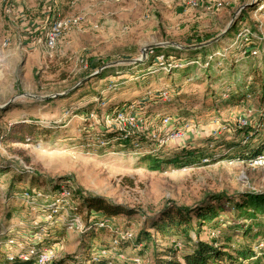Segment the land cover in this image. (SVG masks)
<instances>
[{
  "label": "rangeland",
  "instance_id": "374dc122",
  "mask_svg": "<svg viewBox=\"0 0 264 264\" xmlns=\"http://www.w3.org/2000/svg\"><path fill=\"white\" fill-rule=\"evenodd\" d=\"M11 2L14 15H19L15 22L0 9V105L6 109L0 116V133L4 134L10 124L20 121L32 122L35 126L31 133L24 134L23 140L0 135V164L4 168L0 172V239L5 241L9 256L16 255L18 249L6 245L8 238L30 235L28 232H32L35 222H42L38 228L42 243L54 245L58 257L79 251L84 223L81 215L72 213V196L69 208L66 205L60 210L65 217L76 215L78 226L63 219L46 222V213L40 207L41 203L51 201L43 198L36 204H28L20 197L24 189H36L49 197L57 193L60 185H65L72 191L81 188L134 208L136 213L119 214L107 222L115 233L113 245L120 239L129 242L105 249L109 251L107 256L127 258L131 262L138 258L137 264H155L157 253L175 248L176 242L178 245L179 240H184L181 233L160 235L149 228L164 207L216 204L211 196L217 193L233 196L264 191V165H249L238 157L239 149L234 147L237 141L252 145L264 143V109L256 96H246L239 104L228 99L235 86L231 79H241L250 64L259 73L264 71V0H197L195 6L190 0ZM71 15L79 16L80 24L65 32L53 49H48L44 42L45 30L55 18ZM232 19L233 25L239 22L235 35L242 27L250 28L256 55L244 52L240 45H232L235 35L224 37L218 48L215 45L214 52L205 54V59L201 54L202 59L192 60L197 66L188 70L187 80L178 72L171 74L168 64L172 62L164 55L162 62L144 61L153 47H176L170 42L198 44L220 36L210 43L214 44L228 33ZM23 39L27 45L18 43ZM144 48L145 58L132 61L142 58ZM120 66L122 72L128 70L126 77L113 74L103 80L94 78L98 70ZM121 78L126 79L118 91L115 80ZM111 82L113 89L108 88ZM161 89L168 90L169 100L143 99L148 91ZM73 91L71 96H66ZM121 92L125 93L121 94V101H146V115H171L174 127H187L185 139L159 146L155 140L144 137L145 143L132 148L120 143L117 135L102 136L109 128L100 118L104 111H111L108 106L115 99L114 94ZM46 99L50 101L45 102ZM102 100L105 105L100 104ZM89 112L96 114L98 121L87 115ZM245 114L248 125L238 127V118ZM249 128H256L258 132L252 134ZM154 148L155 155L167 161L163 169L150 170L143 157ZM183 148H202L205 155L191 164L168 162L174 156L180 158ZM63 178L69 182H59ZM13 179L21 184L14 188V197L9 199ZM55 182L58 187L53 189ZM224 208L218 217L226 221L224 228L220 226L222 232L216 236V232L204 225L198 230V236L233 257L236 253L232 249L250 245L254 257L235 264H264V216L253 219L252 227H244L252 228V234L246 230L242 235V230L236 232L234 224L227 221L241 224L246 219L248 224L250 219L241 215L232 203L225 204ZM191 222L195 224L196 217H191ZM46 227H51L48 240H44ZM145 227L154 234L155 243L134 240L135 233ZM7 231L10 232L6 237ZM128 232L133 236L126 237ZM104 238L110 240V234L106 233ZM185 249L184 246L177 251V260Z\"/></svg>",
  "mask_w": 264,
  "mask_h": 264
},
{
  "label": "trees",
  "instance_id": "16d2710c",
  "mask_svg": "<svg viewBox=\"0 0 264 264\" xmlns=\"http://www.w3.org/2000/svg\"><path fill=\"white\" fill-rule=\"evenodd\" d=\"M242 16H245V12L242 11ZM242 19V18H241ZM239 22L235 25L231 26L228 33L223 36L218 42L214 44H207L202 47H194V48H179L173 46H159L153 47L150 50V55L144 60L148 63H155L157 61V56L164 55L166 58H169L172 63L168 64L171 65L170 69L171 74L176 73L183 79H189L188 70L192 68L194 65V61L196 59H205V54L207 52H214V48L218 44L222 42L223 39L229 36L235 35L237 31V26ZM225 37V38H224ZM197 42H184L180 45L182 46H191L196 45ZM199 44V43H198ZM203 54L204 56L200 58V55ZM197 62H195L196 64ZM177 64V66L173 67L172 65ZM199 66V65H198ZM122 66L119 68H110L101 70V72L96 71L94 74V78H98L99 80H103L113 74H121V76H125L128 74V70L122 72ZM126 69V68H125ZM110 71V72H109ZM109 74V75H108ZM170 74V73H169ZM207 76L210 75V72L206 74ZM117 77V76H115ZM126 77V76H125ZM208 77L205 76V79ZM126 78H121L116 81V90H120L122 88V83ZM183 80L182 83L185 81ZM234 85V92L230 91L229 101L234 104H239L243 101L246 96H256L259 100L260 107L264 109V71L259 73L253 64H250L247 70L243 71L242 78H233L231 79ZM75 91L70 92L66 96H71ZM124 92L114 94L115 99L111 100L110 105L108 106L109 109L118 107L119 105L128 103L131 100H122L121 98ZM125 94V93H124ZM64 96V97H66ZM149 97V98H148ZM146 98H148L146 100ZM144 100L153 102L154 100H160L159 95L157 93H153L152 96H145L143 97ZM142 102H146L143 101ZM50 101V99H46L45 102ZM162 101V100H161ZM4 108V107H3ZM6 109L0 108V116H2V112ZM90 113V112H89ZM102 114V113H101ZM89 115V114H87ZM88 118V117H87ZM35 124L32 122L27 121H20V123H13L10 124V127L5 130L4 134H1V137H11L16 138L19 140L24 139V134L31 133L34 129ZM250 126V125H249ZM246 129V128H245ZM10 132H9V131ZM252 130L251 133L258 132L256 128H249ZM9 132V134H8ZM106 133H102V136L105 137H112L117 135V138L120 140V143H123L125 146H129L132 148H136L142 143H145L146 140L143 135L140 134H130L127 136L122 135L121 132L117 130H106ZM249 133V131H246ZM10 133H12L10 135ZM250 133V134H251ZM234 147L239 149L238 157L243 161H250L259 153L264 151V143L259 141L255 143V145L246 143L242 144L240 141L234 142ZM204 149L197 148L196 150H186L183 148L181 150V157L174 156L168 162L172 164H191L196 163L201 160V157L205 155L203 152ZM156 154V149L154 148L152 151H149L143 154L145 160L148 161V167L150 170H160L163 169V163L167 162L158 158ZM1 164H0V172L2 171ZM18 175H22L19 173ZM30 176V174H28ZM67 181L65 178L59 180L60 181ZM16 180H12L10 184L9 195L8 198L14 197V188L18 187L21 182L15 183ZM16 184V185H15ZM58 187V182L53 184V189ZM211 200L215 201L216 204H199L195 206H166L164 207L158 214L157 220H152L149 228L155 229V233H159L160 235H164L167 233H171V235H176L181 233L183 236V241H178L175 244V248H167L164 249L163 252L156 256L155 264H235L239 260L248 261L254 257V250L250 245L238 246L235 248L236 250L232 249L233 253H236V257H233L231 253L225 252L220 250V248L212 242L202 239L198 236V230L200 227L208 226L210 230L216 236L222 232L223 228L225 227L226 221H223L221 218L219 219V214L221 211L225 210V204L232 203L234 208H237L241 215H245L246 218L250 219V222L247 224V220L245 219L244 222L240 224L237 223H229L230 225L234 224L233 228L237 232L242 230L240 233L245 235L247 229L244 227H248L251 225V221L257 218L260 215L264 216V191H252L246 192L245 194H237L233 196H226L224 193H217L211 196ZM72 199L74 200V205L72 208V213L79 214L82 217L84 227L81 231L79 236V251L70 253L66 256L58 257L56 260L52 261L50 264H132L129 259H118L114 256H102L100 255V250L102 248H110L114 247L115 245L112 244V241L115 239V233L112 228L107 224V222H112V218L116 215L124 214V215H132L136 213L137 210L131 208L127 205L121 203H115L112 200L91 194L82 190L81 188H73L72 191ZM196 217L195 224L191 222V217ZM208 224V225H207ZM42 225V222L38 223L37 226H33L32 231H37L38 228ZM223 226L220 227V226ZM51 227H46L44 236V240L51 239V235L49 234ZM231 228V227H230ZM222 229V230H221ZM252 228H248L247 231L250 232ZM252 231V230H251ZM5 233L7 237L8 233ZM106 233L110 234V240H106L104 235ZM194 234V237L191 234ZM249 234H252L251 232ZM255 233L253 234V236ZM257 235V234H256ZM114 238V239H113ZM0 239V264H34L35 258L33 256L28 257L27 259L20 258L18 256H9L4 247V243ZM215 239V238H213ZM6 240V238L4 239ZM134 240L136 243L147 242L151 241L153 243L156 242V238L154 234L147 231V227L141 229L139 232L135 233ZM264 241V239H262ZM185 241V242H184ZM116 246H122L124 243L129 242L128 239H120ZM157 246V244H156ZM186 247L184 252L181 254L180 260H177L176 254L181 248ZM156 251V248L154 249Z\"/></svg>",
  "mask_w": 264,
  "mask_h": 264
},
{
  "label": "built area",
  "instance_id": "2783aa9c",
  "mask_svg": "<svg viewBox=\"0 0 264 264\" xmlns=\"http://www.w3.org/2000/svg\"><path fill=\"white\" fill-rule=\"evenodd\" d=\"M191 5L195 6L198 4L197 0H190ZM0 9L5 13L6 16L9 17L11 22H15L19 18L17 13V17L14 15V8L11 0H0ZM21 14V11H20ZM81 22L79 16L71 15V16H62L55 18L48 29L44 32V42L45 46L48 49H53L65 32L70 30L72 27L79 25ZM252 37L253 33L251 32L249 27H242L238 30L234 37V41L232 45H240L243 47L244 52H249L251 55L257 54V49L254 45H252ZM248 48V49H247ZM163 55L157 56V61H163ZM211 56H209V59ZM171 66V65H170ZM173 67L177 66V64L172 65ZM108 88L113 89L114 84L111 82ZM153 93H157L159 95L160 100L167 101L169 100V92L166 89L158 90L157 92L148 91L147 96H150ZM105 101L102 100L100 102L101 105H105ZM144 103L141 101H131L114 109H110L111 111H104L100 120L105 124L109 130H117L122 133V135L127 136L130 134H140L150 140H155L159 146H163L168 144L169 142H179L183 141L187 134V127L173 125V117L167 114H159L152 113L151 115H146L144 111ZM89 116L95 121H98L97 115L93 112L89 113ZM247 115L241 116L238 118L237 125L238 127L247 126L249 121L246 119ZM156 127V128H154ZM213 133H216V130H213ZM249 165L251 166H259L264 165V151L259 153L253 159L249 161ZM72 196V190L65 186L60 185L56 194H53L48 197V195L43 194L41 191H37L36 189H24L20 197L24 202L28 204H36L37 200L51 201L49 204L43 205L41 203V210H44L46 213L44 216V220L46 222H52L55 219H59L62 221H66L71 225H77L79 218L76 215H67L66 217L63 214L64 211L60 209L64 208L66 205L69 208ZM45 198H49L48 200ZM45 202V203H46ZM44 208V209H43ZM38 222H35L33 225L37 226ZM83 226V225H82ZM81 226V227H82ZM30 235L21 234L20 236L14 237L11 236L8 238L6 245L11 247H16L18 256L23 259H27L30 256L35 258L34 264H50L52 261L58 258L57 249L54 245H45L42 243V232L40 230L28 232ZM28 236V237H27ZM30 236V238H29ZM126 237L130 238L133 235L131 233H127ZM179 245V243H178ZM114 248V247H113ZM112 248V249H113ZM109 251L107 249L100 250V255L107 256ZM139 262L138 258H135L132 263L137 264Z\"/></svg>",
  "mask_w": 264,
  "mask_h": 264
},
{
  "label": "water",
  "instance_id": "95a60500",
  "mask_svg": "<svg viewBox=\"0 0 264 264\" xmlns=\"http://www.w3.org/2000/svg\"><path fill=\"white\" fill-rule=\"evenodd\" d=\"M233 25V19L231 20V23H230V25L228 26V29H230V27ZM224 33V32H223ZM220 36H217V37H214V38H212L211 40H209V41H206V42H203V43H199V44H196V45H191V46H182V45H179L178 43H176V42H170L171 44H173V45H175L176 47H179V48H194V47H202V46H204V45H207V44H210V43H212V42H214V41H216L218 38H219ZM168 44V43H167ZM149 47H151V46H149ZM145 56H146V53H145V48L142 50V55H141V57L142 58H140V59H135V60H132V61H142L144 58H145ZM78 84H79V82H78ZM37 97V96H36ZM44 98H46V97H44ZM3 107H5L4 105L2 106V105H0V108H3Z\"/></svg>",
  "mask_w": 264,
  "mask_h": 264
},
{
  "label": "crops",
  "instance_id": "0c3cea01",
  "mask_svg": "<svg viewBox=\"0 0 264 264\" xmlns=\"http://www.w3.org/2000/svg\"><path fill=\"white\" fill-rule=\"evenodd\" d=\"M21 11H22V8H21ZM19 44L21 43V44H26V43H28L25 39H23L22 41H19L18 42ZM27 45V44H26ZM25 46V45H24Z\"/></svg>",
  "mask_w": 264,
  "mask_h": 264
}]
</instances>
